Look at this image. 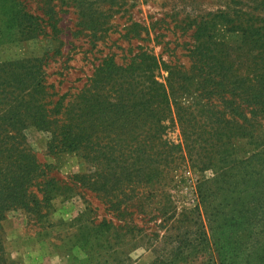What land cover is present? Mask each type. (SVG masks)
Masks as SVG:
<instances>
[{
  "label": "trees",
  "instance_id": "16d2710c",
  "mask_svg": "<svg viewBox=\"0 0 264 264\" xmlns=\"http://www.w3.org/2000/svg\"><path fill=\"white\" fill-rule=\"evenodd\" d=\"M54 15L36 16L24 0H0V44L16 36L22 41L48 36V27L56 30L50 26ZM221 19L226 32L239 35L236 46L218 39L210 22H201L188 50L189 69L140 48L125 64L107 56L79 90L62 95L48 84L47 59L0 63V264H15L4 228L9 214L23 212L29 221L44 223L54 200L74 192L34 152L32 128L46 135L50 155L82 161L85 172L74 177L76 184L96 193L125 223L89 218L83 228L95 234L99 246L112 239L120 246L127 231L119 230L132 231L127 213L142 196L139 190L162 186L175 163L188 161L202 173L215 171L200 190L205 217L220 221L214 231L219 253L214 250L209 264H264V18L239 10ZM176 127L180 143L169 137ZM243 145L250 155L239 159ZM154 213L166 226H191L190 214L198 223L202 219L199 210ZM197 232L200 243L209 240L203 230ZM184 242L178 241V250ZM78 243L86 247L90 237H78Z\"/></svg>",
  "mask_w": 264,
  "mask_h": 264
},
{
  "label": "rangeland",
  "instance_id": "374dc122",
  "mask_svg": "<svg viewBox=\"0 0 264 264\" xmlns=\"http://www.w3.org/2000/svg\"><path fill=\"white\" fill-rule=\"evenodd\" d=\"M260 1L264 0H24L29 11L36 16L54 13L50 26H56V30L48 27V36L30 41H22L16 36L12 41L0 44V63L30 57L47 59V81L59 95L79 90L107 56L115 55L119 64H125L140 48L168 65L189 69L192 62L188 50L199 23L210 22L218 39L236 46L239 35L226 32L222 14L233 17L235 12L244 10L264 18V7L259 6ZM48 16H45L47 20ZM215 16L218 18L214 19ZM162 76L167 77V73L162 72ZM169 137L174 143L182 141L178 127ZM28 138L39 159L51 166L52 175L64 186H73L74 192L54 200L51 214L44 223L29 221L23 212L9 214L4 228L7 251L15 264L210 263L214 250L218 248L219 233L214 231H217L220 221L212 219L209 222L205 217L203 208L207 205L203 206L206 203L201 199L200 190L205 191L206 181L214 176L215 171L202 173L188 161L175 163L165 174L162 186L154 190H139L142 196L127 213V222L133 224L132 231L119 230L121 233L127 231L120 246L115 239L109 246H99L93 239L95 234L83 228L91 220L89 218L96 222L113 220L120 227L125 223L115 219L96 193L76 184L74 177L85 172L82 161L70 154L50 155L46 135L35 128L28 131ZM242 147L245 152L240 153L239 159L250 155L246 153L249 148ZM211 187L209 192L213 191ZM211 200L214 201V196ZM224 204L230 206L229 203ZM87 208L90 209L88 216L79 220ZM161 208H168L177 216L185 211L194 213L199 210L201 223L195 221L194 214H190L191 226L181 227L177 222L163 225L154 213L155 209ZM129 213L134 215L128 216ZM200 229L210 241L200 243L199 240H203L197 232ZM179 230L182 238L178 236ZM88 236L90 243L82 247L78 237ZM183 239L187 242H184L182 250H178V241ZM198 244L202 246L195 253L192 249Z\"/></svg>",
  "mask_w": 264,
  "mask_h": 264
}]
</instances>
